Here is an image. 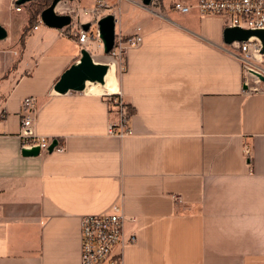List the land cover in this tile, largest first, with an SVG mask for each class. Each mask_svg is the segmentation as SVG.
Masks as SVG:
<instances>
[{
	"label": "crops",
	"instance_id": "obj_1",
	"mask_svg": "<svg viewBox=\"0 0 264 264\" xmlns=\"http://www.w3.org/2000/svg\"><path fill=\"white\" fill-rule=\"evenodd\" d=\"M123 2L144 13L123 22L121 5L119 29L143 43L118 82L133 117L132 134L117 138L108 99L54 92L81 59L76 28L39 18L25 33L28 18L0 0V24L21 30L0 41V264H81L82 219L115 205L125 241L136 237L122 248L124 264H264V93L247 91L222 18L173 7L198 0ZM85 49L103 58L96 41ZM26 97L37 100L35 134L63 152L22 155Z\"/></svg>",
	"mask_w": 264,
	"mask_h": 264
},
{
	"label": "built area",
	"instance_id": "obj_2",
	"mask_svg": "<svg viewBox=\"0 0 264 264\" xmlns=\"http://www.w3.org/2000/svg\"><path fill=\"white\" fill-rule=\"evenodd\" d=\"M123 1L125 0H114V2L96 0L93 7L85 9L83 12L85 16L91 17L89 22L81 19L79 11L70 7V2H67L63 8L59 5L56 9L58 14H66L72 17L70 27L76 28V36L82 48H86L87 42L96 41L103 55L108 59V62L102 64L107 65L109 71L113 70L117 87L113 93H104L99 96L108 99L110 104L112 119L108 135L117 138H124L132 134L131 120L133 117L132 110L118 82L127 72L128 52L131 49L140 47L143 43V37L140 34L127 36L118 29L120 6ZM173 7L176 11L182 13H188L192 9H196L201 16L220 17L223 19L225 29L240 28L264 31V0H198L193 7L185 6L180 2L174 3ZM15 10L20 12L22 8L15 5ZM109 15L114 17L116 25L115 45L112 51L106 55L100 36L99 22ZM85 24H90L88 31L83 29ZM227 48L241 62L247 91L250 94L264 93V82L261 80V78H264V42L262 39L253 36L247 41L227 45ZM86 90L81 93L88 94ZM36 119V98H24L19 133L21 149L39 148L40 153H49L48 150L56 139L36 135L34 132ZM64 150L65 144H60L58 141L54 151L63 152ZM250 153L251 146L246 145L244 148L245 156H250ZM135 241V236H132L127 242L124 239V212L119 205L113 206L109 213L86 216L81 222V264H124L122 248L127 244H134Z\"/></svg>",
	"mask_w": 264,
	"mask_h": 264
},
{
	"label": "water",
	"instance_id": "obj_3",
	"mask_svg": "<svg viewBox=\"0 0 264 264\" xmlns=\"http://www.w3.org/2000/svg\"><path fill=\"white\" fill-rule=\"evenodd\" d=\"M40 0H16V5H26L31 2H39ZM76 0H53L51 5L44 9L40 14L41 22L48 28L62 30L72 25V17L70 15H60L56 12L57 7L62 2H74ZM154 0H142L145 7L152 5ZM115 21L112 15L104 17L99 22L100 36L104 45V53L108 55L115 45ZM90 24H85L83 29L88 31ZM257 36L264 42V31L244 30L240 28H226L224 31V42L231 45L234 42H244L250 37ZM8 38V30L0 24V41ZM109 72V67L102 63H95L91 53L87 49H82L81 59L78 64L73 65L65 71L60 80L54 87V92L60 95L69 92H84L87 83H100L105 85V78ZM264 82V78H261ZM58 145V141L54 140L48 152H54V148ZM40 149L22 150L24 157L39 156Z\"/></svg>",
	"mask_w": 264,
	"mask_h": 264
},
{
	"label": "rangeland",
	"instance_id": "obj_4",
	"mask_svg": "<svg viewBox=\"0 0 264 264\" xmlns=\"http://www.w3.org/2000/svg\"><path fill=\"white\" fill-rule=\"evenodd\" d=\"M53 1V0H52ZM87 1V3H91V5L92 6H90V8L91 7H93L94 6V4H95V2H94V0H86ZM141 1V4H142V0H140ZM170 0H165V3L166 2H169ZM156 2H159V0H156ZM52 3V2H51ZM71 3V2H70ZM10 4H12V5H10ZM65 4H67V2H62V3H60L59 5H60V7H64V5ZM15 5L16 4H14L13 2H10V0H2V8L3 9H5V11L6 12H9V13H11V14H13L14 16H15V18L16 19H18V18H20V19H22V21L24 20H27V18H28V20H29V17H30V12H29V5H30V3L29 4H26L25 6H26V8H27V10H24V13L23 14H18L17 12H16V10H15ZM51 5V4H50ZM122 8H123V14H122V19H123V22L126 20V18H127V16H130V15H133V17L134 16H136V13L138 12L139 14H142V13H144V11H142L141 9H139V8H137V6H135V5H133V4H130V3H128V2H123L122 4ZM70 6H72V5H70ZM142 6H143V4H142ZM86 8H84V7H82V10H81V12H79L80 13V15H81V19L83 20V21H85V22H89L90 20H91V17L90 16H85L84 14H83V12H84V10H85ZM27 11V12H26ZM0 21H1V19H0ZM1 23V22H0ZM120 27L118 26V29H119ZM9 32V39L7 40V41H5V42H12L13 41V39H12V37L13 36H16V35H20V33H21V30H17L16 32H14V30H10V31H8ZM15 33V34H14ZM21 40H18V44H17V46L15 47V50H16V52L17 53H19L20 52V49H21V44L19 43ZM95 60V59H94ZM96 62L97 63H105V62H108V59L103 55V58H100V57H97L96 58ZM87 88H88V86H87ZM90 93H92V92H90ZM93 94V93H92Z\"/></svg>",
	"mask_w": 264,
	"mask_h": 264
},
{
	"label": "bare ground",
	"instance_id": "obj_5",
	"mask_svg": "<svg viewBox=\"0 0 264 264\" xmlns=\"http://www.w3.org/2000/svg\"><path fill=\"white\" fill-rule=\"evenodd\" d=\"M116 81L117 80L115 78L113 70L111 69L105 78V85H102L100 83H90L89 82L87 84L88 88L86 92L88 94H91L90 92H92L93 94H96V95H101L104 93H113L117 87Z\"/></svg>",
	"mask_w": 264,
	"mask_h": 264
},
{
	"label": "trees",
	"instance_id": "obj_6",
	"mask_svg": "<svg viewBox=\"0 0 264 264\" xmlns=\"http://www.w3.org/2000/svg\"><path fill=\"white\" fill-rule=\"evenodd\" d=\"M51 2H52V0H40L39 2H31L30 3L29 8H28L29 12H30L29 24L25 28V33H27V31L30 29V27L37 22L42 11L44 9H46L47 7H49ZM19 7L25 8L26 6L20 5ZM25 36H26V34L22 37V39L20 41L22 45H24V43H25Z\"/></svg>",
	"mask_w": 264,
	"mask_h": 264
}]
</instances>
